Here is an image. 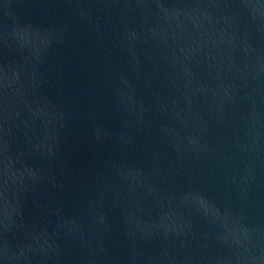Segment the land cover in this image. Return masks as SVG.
Returning <instances> with one entry per match:
<instances>
[{
    "label": "water",
    "instance_id": "water-1",
    "mask_svg": "<svg viewBox=\"0 0 264 264\" xmlns=\"http://www.w3.org/2000/svg\"><path fill=\"white\" fill-rule=\"evenodd\" d=\"M0 264H264V0H0Z\"/></svg>",
    "mask_w": 264,
    "mask_h": 264
}]
</instances>
